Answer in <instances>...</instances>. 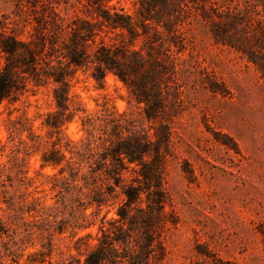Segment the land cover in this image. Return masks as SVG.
<instances>
[{
  "label": "trees",
  "instance_id": "16d2710c",
  "mask_svg": "<svg viewBox=\"0 0 264 264\" xmlns=\"http://www.w3.org/2000/svg\"><path fill=\"white\" fill-rule=\"evenodd\" d=\"M82 1L92 21L69 22L48 2L34 13L28 40L0 30V105L48 86L54 105L40 115L44 139L25 116L8 118L5 126L9 141L28 131L30 144L18 138L25 152L43 139L40 168L54 171L44 176L54 201L26 197L34 179L11 149L8 161L0 162V186L12 190H0V203L9 210L0 216V264H158L165 252L163 233L175 223L166 212L171 202L165 188L167 164L175 156L174 119L189 91L180 54L194 50L195 31L209 34L216 44L238 51L264 82V20L259 17L264 0H249L258 16L253 29L250 17L225 0H136L131 13L111 0ZM78 70L89 72L101 88L108 75L115 76L127 92V110L118 112L107 102L97 110L83 109L70 94ZM78 115L82 135L71 140L62 127ZM5 148L0 141V155ZM21 187L25 190L17 194ZM110 198L118 201L116 217L104 215L94 236H79L91 226L86 211L95 207L100 213ZM68 231L75 251L85 248L83 260L69 255L54 262L55 237ZM258 233L264 245V223Z\"/></svg>",
  "mask_w": 264,
  "mask_h": 264
},
{
  "label": "rangeland",
  "instance_id": "374dc122",
  "mask_svg": "<svg viewBox=\"0 0 264 264\" xmlns=\"http://www.w3.org/2000/svg\"><path fill=\"white\" fill-rule=\"evenodd\" d=\"M77 1L0 0V30L28 40L34 32V13L48 2L69 22L92 21L87 7L81 4L85 2ZM225 1L237 5L245 19L250 17V28L256 27V7L249 0ZM110 3L131 13L136 0H111ZM258 9L263 11L260 4ZM259 17L264 20L262 12ZM194 34V50L188 48L179 56L186 65L182 81L189 91L184 94L186 101L181 113L174 119L175 156L167 164L165 188L171 202L166 212L171 213L175 223L163 233L165 252L158 264H264V245L258 233V226L264 223V82L238 51L216 44L209 34L198 31ZM0 61H3L1 57ZM70 81V94L85 110L100 109L104 102L118 112L128 108L127 92L112 74L106 77L102 88L89 72L82 70ZM212 86L216 93L209 89ZM51 88L42 87L35 94L28 92L21 96L14 104L0 105V141L6 144L0 162L6 163L10 150L15 149L18 159H23L22 170L34 179L26 197L39 198L45 204L53 203L54 193L44 176L54 171L49 167L40 168L46 134L40 128V115L54 109ZM79 115L62 127L63 134L71 140H78L82 135ZM21 116L27 117L32 130L43 137L42 144L27 152L18 138L30 144L28 131L9 141L5 129L8 118ZM13 185L19 188L17 182ZM0 190L12 191L8 185L0 186ZM19 190L17 194L25 189ZM117 203V199L110 198L100 213L95 207L88 209L91 226L78 231V235L90 232L94 236L104 215L107 219L116 217ZM0 207L4 210L0 216L5 218L9 210L5 204L0 203ZM24 219L32 217L24 214ZM69 234L68 231L55 237L57 249L51 256L52 261L67 260L69 255L83 260L85 248L77 253ZM93 243L95 240L90 239V244Z\"/></svg>",
  "mask_w": 264,
  "mask_h": 264
}]
</instances>
